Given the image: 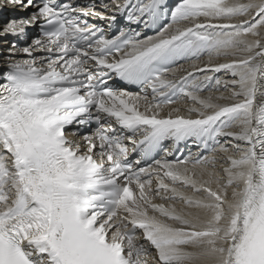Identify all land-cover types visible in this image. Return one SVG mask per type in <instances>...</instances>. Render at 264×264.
<instances>
[{
	"label": "snow or ice",
	"instance_id": "obj_1",
	"mask_svg": "<svg viewBox=\"0 0 264 264\" xmlns=\"http://www.w3.org/2000/svg\"><path fill=\"white\" fill-rule=\"evenodd\" d=\"M0 264H264V0H0Z\"/></svg>",
	"mask_w": 264,
	"mask_h": 264
}]
</instances>
